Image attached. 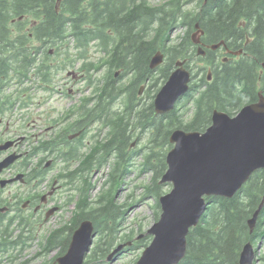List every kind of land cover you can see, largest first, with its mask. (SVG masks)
Here are the masks:
<instances>
[{
  "label": "trees",
  "instance_id": "1",
  "mask_svg": "<svg viewBox=\"0 0 264 264\" xmlns=\"http://www.w3.org/2000/svg\"><path fill=\"white\" fill-rule=\"evenodd\" d=\"M188 3L189 0H163L158 4H151L148 0H0V95L6 89H2L4 80L6 85L18 82L6 98L10 108H1L5 96H0V115L15 106L22 108L27 105L21 94L24 89L19 85L25 78L50 79L52 65L46 62L48 47L57 54L60 51L64 53L66 62L63 66L74 67L78 63V69L88 73L100 66L106 69L104 79L94 81L91 76L87 77L88 83L94 82V93L86 99L85 105L78 107L80 112L71 125L77 130L98 120L108 128L104 139L95 142L90 150L79 153L77 144L82 134L68 146L66 133L62 132L49 139H41L39 144L32 145L29 152L30 158L39 151H51L63 144L68 148L65 151L58 148L57 156L64 161H76L77 158L78 172L89 169L92 164H102L108 155L115 157L108 175L109 188L97 197L95 206L86 195L88 176L81 174V183L76 186L79 194L70 222L50 230L45 238L43 250L58 247V251L50 261L42 264H53L54 259L65 252L72 231L83 219H90L98 238L103 239L102 245L96 244L91 248L84 264H104L105 261H99L97 256L106 260L114 236L121 229L117 226L124 209L114 202L113 191L128 170L127 161L132 158L131 154L136 152L126 151L135 128L140 127L150 135L141 169H149L153 175L143 196L152 193L158 209L157 199L163 194L159 179L166 169L165 154L171 146L168 140L170 131L176 127L202 131L210 124L214 107L232 114L242 105L256 100L258 71L260 63L264 62V0H196L198 8L194 11L185 9ZM194 21H199L209 41L224 40L234 48L242 45L247 33L246 54L230 61L217 59V65L212 67L211 81L205 82L202 74L198 85H190V91H197V95L192 99L193 114L185 123L175 110L168 116L152 115V100L137 107L136 94L140 83L149 81L150 98L153 99L160 87V84L156 87L157 83L166 80L174 62L192 55L189 31ZM242 21L246 22L245 27L239 24ZM178 24H186L188 28L183 37L174 41L170 39V32ZM25 41L29 44L28 49L24 47ZM92 45L101 53L97 63L89 59L88 49ZM157 50L164 53V62L151 69L149 60ZM63 66L55 68L61 70ZM116 69H120L118 77L130 75L127 85L117 86ZM261 89L264 91V84ZM121 93L127 96L123 111L110 110V105ZM29 169V179L36 175L44 178L41 163L37 169ZM72 172L62 175L66 182H72L76 171ZM263 196L264 168L254 172L232 197L207 198L210 204L199 223L189 230L186 253L179 264H238L245 242L264 240V206L252 232L247 225V219ZM157 217L158 210L155 219ZM1 218L0 214V255L22 239V233L16 236L17 239H10L12 233L9 228L14 218L8 222ZM149 240L148 235H142L125 248L144 247ZM23 242L21 240L20 244ZM15 258L9 254L10 264Z\"/></svg>",
  "mask_w": 264,
  "mask_h": 264
},
{
  "label": "rangeland",
  "instance_id": "2",
  "mask_svg": "<svg viewBox=\"0 0 264 264\" xmlns=\"http://www.w3.org/2000/svg\"><path fill=\"white\" fill-rule=\"evenodd\" d=\"M160 1L163 0H148L151 4H158ZM197 8L196 0H189V3L185 6L187 11H194L197 10ZM19 18L20 17L17 19ZM26 24L29 26L28 22ZM187 28L188 26L186 24H178L171 30L170 39L174 41L180 39L185 34ZM192 30L193 27L191 26L189 35L193 32ZM48 48L51 49L49 57L46 58V62L52 65L49 72L50 79L47 81L30 79L26 80L24 84H19L22 88H24L23 96H26L24 101L28 102L27 105L21 109L16 106L11 110L8 109L5 114L0 115V119L2 121L0 123V132L4 134L11 133L16 137L23 136L24 140L25 138H28V140L26 139L23 141L21 148L28 149L29 151L32 150V145H35L41 138L49 139L52 136H56L60 130L65 131L66 134L77 132V130L71 129V125L74 123L73 119L77 117L80 112L78 107L94 93V82L88 83L89 78L87 77L91 76V79L95 81L96 79H104V75L106 73L104 66H100L99 69L89 73L85 70H79L77 66L78 63H76L74 67L63 66L66 62V56L64 53L60 51L57 54L55 50L50 47ZM192 48L193 53L190 57H187V65L193 75L192 83L195 82V84L198 85V80L202 74L204 75L207 72L206 68L210 62V57H200L195 53V48L193 46ZM71 50L72 49H70V51ZM73 51L74 50L71 52ZM217 52L220 54L222 49H218ZM88 55L90 57L89 59L96 62L100 58L101 53L97 50L95 45H92L88 49ZM220 57L222 56L220 55ZM62 66L63 68L61 70L58 68L57 70L55 68H61ZM68 71L75 72L78 77H81L73 78L70 74H67ZM258 72L259 80L257 82V86L261 89L264 84V68L260 67ZM12 77L13 76H10V78ZM14 80L15 79H13V81ZM115 81L118 84L117 86H125L130 82V75L127 74L118 77L117 74ZM10 82H12V79ZM161 83L162 81L160 80L156 87L158 84L161 85ZM142 84L144 86L141 93L136 94V103L138 100L143 103H148L152 100V98H150L152 90L148 88V82L140 83L138 88ZM16 85L17 84L15 83L7 85V89H5V91L9 94L11 92L10 90L15 89ZM21 87H19V89ZM195 89H197V87ZM196 95L197 91H190V93L183 96L176 105L177 115L184 123L188 121L191 116L193 110L192 99L196 97ZM126 98V93H121L110 105V110H118L119 112H122ZM85 104L86 103H84V105ZM235 111L237 110H234L233 112ZM63 117L64 119H62ZM7 119H9V124L6 126L5 120ZM58 123L60 124L57 125ZM51 125H54V127L50 128ZM107 129V126H103V124L98 120H93L88 123L84 128L82 137L78 140V143L80 142L77 144L78 152L81 153L83 151H88L95 142L103 140L106 136ZM149 136V133L144 132V130H134L132 132V137L129 140L130 144H134L131 147L126 148L127 152L136 150V153H134L132 158H129V161H127L128 163L131 162V165L128 166V170L121 176L120 184L116 185L118 186L117 189H114L113 191L114 202L119 206L121 205L120 209H124V211L119 216L120 220L119 225L117 226L121 229L115 234L114 241L111 245L112 248L110 247L107 254L119 243L133 240L136 236L145 233L156 220L155 213L157 210L159 216L160 208L157 209L155 202L156 198L152 195V193L147 196H143L145 186L151 184L153 175L151 170L141 169V163L144 158L143 152L147 150L145 147L148 144ZM29 140L31 141L28 145ZM56 147L61 148V150L67 148V146H64L63 144ZM57 155L58 151L55 153H53V151H39L33 156L30 161L31 163L39 161V163H41V167H43L46 161L52 159L50 166L45 169L46 172L44 174V178L39 182L36 180L29 181L26 185L16 183L11 188H8L9 190L16 189L25 193L29 191L43 194L50 188L53 179H58L57 172H59L58 175H60V172L63 170H67L68 173L71 170L76 171L74 172L76 175L73 177L72 182H66V179L64 178H60V180H58V183L63 184L62 189L56 191V193L52 196L51 201H49V204L53 205L54 203H59L60 209L49 215L46 220L43 219L44 211L31 218L27 217L26 219V215L28 213L26 212V209H22L20 211L15 209V214L19 213L21 217L24 216L25 221L27 220L26 222L28 223L26 224L22 221L19 226L20 217H17L15 220L13 219L9 228L12 233L10 239H17L16 236L18 237L19 233H22L21 240L24 242L20 244V240L17 244H15L16 246L9 247L8 250L5 251L7 253L3 254V252L0 255V261H2L3 264L11 263L9 261V254H13L16 257L12 264H42L50 261L56 255L58 247L51 248L48 251L43 250L45 238L50 230L60 228L70 222L75 209V201L78 197L77 194H79L76 186L81 183V174L88 176L89 188L86 195L88 196V200L93 203V206L96 205L94 202L97 197L109 188V183H107V181L108 175L113 167L115 159L114 155H108L105 162L102 164H92L89 169L82 172H78V170H76L78 166L77 158L76 161H64L63 158H60ZM67 162L69 163L67 164ZM160 187L162 193H165L170 190L171 184L169 182H163L160 184ZM6 213L8 218L14 215L9 211ZM22 227L24 228L23 231L21 230ZM143 235H148L151 240L150 234L145 233ZM102 241L103 239L98 238L96 233L89 251L96 244L102 245ZM256 243L255 245H259V247L256 248L255 251V263L264 264V240L259 239ZM142 248L143 247L135 249L124 248L110 261H106L105 258L98 256L97 259L99 261H105L104 264H135ZM89 251L85 255L84 259L87 258Z\"/></svg>",
  "mask_w": 264,
  "mask_h": 264
},
{
  "label": "water",
  "instance_id": "3",
  "mask_svg": "<svg viewBox=\"0 0 264 264\" xmlns=\"http://www.w3.org/2000/svg\"><path fill=\"white\" fill-rule=\"evenodd\" d=\"M190 39L200 41L203 30L199 23ZM224 45L223 40L210 45ZM200 54V48L198 49ZM239 54L241 50L230 51ZM163 61V53L157 50L149 60L153 69ZM185 59L175 62L174 69L153 98V108L158 114L173 109L176 100L188 89L190 72L184 67ZM264 66V63H262ZM72 137V136H70ZM172 146L166 153V169L160 181L169 182L171 188L158 197L160 214L147 229L152 238L141 251L135 264H178L186 253V236L191 227L198 224L208 205L207 197H232L253 172L264 168V95L259 93L254 102L243 105L235 115L214 109L211 123L203 131L173 129L169 134ZM10 143L0 145L7 148ZM17 157L9 155L0 162V168ZM264 204L247 219L252 232L257 216ZM91 220L83 219L72 231L65 252L55 258V264H83L93 238ZM127 244H130L128 242ZM117 245L107 260L123 248ZM255 257L251 241L243 244L238 264H252Z\"/></svg>",
  "mask_w": 264,
  "mask_h": 264
},
{
  "label": "flooded vegetation",
  "instance_id": "4",
  "mask_svg": "<svg viewBox=\"0 0 264 264\" xmlns=\"http://www.w3.org/2000/svg\"><path fill=\"white\" fill-rule=\"evenodd\" d=\"M204 2H206V0H204ZM239 24L242 27H245L246 22L242 21ZM200 28L203 30V33L200 35V41L198 43H193V47L196 49L197 52L199 51L198 49L200 48L201 57H205V58L208 56L210 57L209 58L210 62L208 63L207 70H206L207 73L204 74L205 82H209L213 78L212 67L214 64L217 65V59L219 58L220 55L222 56L223 61H230L232 58H234V56L239 57L240 54H243V55L246 54V52H244V48H245L246 44L249 42V36L246 33L244 42L242 43L241 46H239L237 48H234L232 46L230 47L228 44H227V46L229 48L222 47V46H219L216 48H210V45L216 44V43H211V41H209L207 39V34H206L205 29H203V27L201 25H200ZM24 47H25V49H28L29 44L27 41H25ZM218 49H222V52L220 54H218V52H217ZM227 49H229L230 51L241 50V52L238 55H234L233 53L228 52ZM118 73H119L118 71H115L114 77H116V75ZM67 74H70L73 78H80L81 77V76L78 77V75H76L75 72H72V71H68ZM27 79L28 78H25V80L21 84H24ZM200 80H201V77L198 81H200ZM146 82H148V84H149L148 80H146L145 83ZM205 82H202V84ZM3 83H5V84L2 86V89H4V88L7 89L6 81L4 80V82H2V84ZM16 84H18V82H16ZM143 86L144 85H141L139 87L140 91L138 92V94L141 93ZM259 93H262V89L260 91L257 90V93H256L257 97L259 96ZM2 95H4L5 97L3 98L4 101L1 103V108H3V109L4 108H6V109L10 108V106H11L10 103L6 101V98L9 97L8 93L4 90V93L2 92V94L0 96H2ZM24 98L26 99V96H24ZM17 104H19V103L17 102ZM143 104H146V103H143V102L138 100V102L136 103V106L141 107V106H143ZM17 107H19V106H17ZM215 108H217V107H215ZM19 109H21V108L19 107ZM174 110L177 114V108H175ZM193 110H192L191 114H193ZM217 110L225 111V110L218 109V108H217ZM172 111H173V109L166 112V113L158 114L154 111L153 102H152V115H155V116L167 115L168 116V114H170ZM225 112L228 113V111H225ZM211 113H212V111H211ZM228 114L232 115L230 113H228ZM75 118L73 120H75ZM62 119H64V117ZM1 122L2 121L0 119V123ZM5 124H6V126L9 124V119L5 120ZM59 124L60 123H58L57 125H59ZM54 125H51L50 128L54 127ZM84 128H82V129H84ZM137 129L142 130L140 127L135 128V130H137ZM79 130H81V129H79ZM62 132L65 133V131L60 130L57 134H60ZM144 132H147V131L144 130ZM76 138H77V136L70 138L69 134H66L65 142L68 143V146H70V143L75 141ZM26 139L28 140V138H25V140ZM25 140H24L23 136L16 137L15 135H12L11 133H5L4 134V133L0 132V143H3V142L10 143L6 149L5 148L0 149V162L3 161L9 155H13V154L17 155V157H14L13 160L11 162H9L6 166H3L0 168V214L2 215L1 219L6 220V222H8L10 219H13V218L17 219V217H20L19 220L21 223H22V221H24L23 223H26V224L28 223V222H26L27 220L25 221L24 216L21 217L19 213L15 214V209L18 211H20L22 209H26V212H28L26 215V219H27V217L31 218L34 215H38L44 211V214H43L44 220H46L49 215L53 214L54 212H56L60 209L59 203L58 204L54 203L53 205H50L49 201H51L52 196L56 193L57 190L62 189L63 184L58 183V180H60V178H63L62 175L68 174L67 170L61 171L60 175H58L59 172H57L58 179L54 178L50 188L43 194L42 193L38 194L35 192H29V191L27 193H25V192H20L16 189H13V190L8 189V188H11L12 186H14L16 183L21 184V185H26V184H28L29 181L36 180L39 182L40 180L43 179V178L42 179L39 178L38 175L34 176V178H32V179H29V175H28V172L30 170L29 168L31 167V168L37 169L39 161L36 163L30 162V159H29V152L30 151L28 149H22L21 148V146L23 145V141H25ZM30 141L31 140H29L28 145H29ZM133 144L134 143L130 144V142H129L128 147H131ZM59 145H62V144H59ZM58 148H55L54 150H51V151H53V153H55L58 151ZM59 149H61V148H59ZM66 149H62L60 151H65ZM45 151H49V149L45 150ZM51 161H52V159H49L48 161H46V163L41 168V174H45V172H46L45 169L50 166ZM72 171L73 170H71L69 173H71ZM8 211L13 213L14 215H12V217L10 216L8 218L7 213H6Z\"/></svg>",
  "mask_w": 264,
  "mask_h": 264
}]
</instances>
